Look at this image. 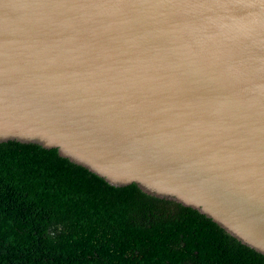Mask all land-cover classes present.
<instances>
[{
  "label": "water",
  "instance_id": "1",
  "mask_svg": "<svg viewBox=\"0 0 264 264\" xmlns=\"http://www.w3.org/2000/svg\"><path fill=\"white\" fill-rule=\"evenodd\" d=\"M9 140L264 255V0H0Z\"/></svg>",
  "mask_w": 264,
  "mask_h": 264
},
{
  "label": "trees",
  "instance_id": "2",
  "mask_svg": "<svg viewBox=\"0 0 264 264\" xmlns=\"http://www.w3.org/2000/svg\"><path fill=\"white\" fill-rule=\"evenodd\" d=\"M0 264H264L198 210L0 142Z\"/></svg>",
  "mask_w": 264,
  "mask_h": 264
}]
</instances>
